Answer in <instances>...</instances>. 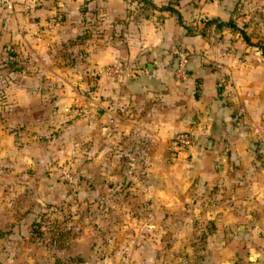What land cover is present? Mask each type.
Segmentation results:
<instances>
[{"label":"crops","instance_id":"crops-1","mask_svg":"<svg viewBox=\"0 0 264 264\" xmlns=\"http://www.w3.org/2000/svg\"><path fill=\"white\" fill-rule=\"evenodd\" d=\"M151 1L175 7L184 24L199 30L186 33L174 15L157 22L156 15L126 16L130 0H8L9 6L0 0V226L23 213L19 185L29 182L30 166L53 165L67 150L84 156L93 173L90 197L104 200L102 214L118 216L93 238L101 251L97 262L264 264V237L251 238L264 224L247 221L255 211L232 206L225 221L219 212L206 227L198 187L211 177L201 169L188 174L167 152L170 136L182 129L199 141L208 133L218 138L208 140L209 157L225 150L226 134V149L247 148L231 112L263 116L264 48L239 58L248 51L240 36L204 26L205 18H232L235 0ZM262 24L257 37L264 41ZM176 46L189 51L183 81L172 74ZM115 62L131 71L121 81L102 71ZM233 136L241 141L232 144ZM250 183L245 175L232 201L247 197ZM93 248L89 241L88 264Z\"/></svg>","mask_w":264,"mask_h":264},{"label":"rangeland","instance_id":"rangeland-1","mask_svg":"<svg viewBox=\"0 0 264 264\" xmlns=\"http://www.w3.org/2000/svg\"><path fill=\"white\" fill-rule=\"evenodd\" d=\"M125 14L126 16L140 14L139 19L142 20L156 15V18H153L156 22L161 21L165 14L176 17L173 11L158 10L147 3L137 1L133 3V0H130L129 5L125 7ZM263 17L264 0H235L232 18L228 19L241 27L251 42H256L261 40L257 36L263 25ZM248 19L253 20L245 23ZM187 26L189 32L199 30L197 24ZM222 27L230 28L233 31L232 36H240L244 47L248 48V51L244 49L238 55L239 58H243L251 50H260L257 46L245 42L238 29L226 25L216 28ZM177 47L171 54L174 61V50ZM259 56L264 58V53L261 51ZM222 87L220 85L218 90L223 89ZM228 92L232 94V91ZM231 100L230 97L227 101L231 102ZM231 116L230 121L232 125H235L234 128L239 126L244 129L243 142L247 144V148L226 149L230 138L227 134L221 137L225 150H219V154L212 157L206 153L207 143L209 139L210 145L214 142L218 143V138L216 140L211 133L203 136L199 141L201 137L192 132L194 145L184 150H172L168 147L169 140L167 143L169 156H177L181 164H186L188 174H196L198 173L196 170L201 169L206 176L211 177L209 181H203L198 187L201 194H204L199 203L203 210L200 217L203 218L206 227L212 217L218 219L219 212L224 215L221 220L225 221L230 216V212L224 211L232 206L254 210L255 213L248 216L250 218L247 221L254 225L264 224V114L259 119H253L246 118L242 110H232ZM235 138L241 141L240 136ZM235 138L232 137V144L238 143ZM77 156L67 150H61L53 165L46 162L34 169L30 166L29 182L23 186L19 185L21 190L18 193L17 204L23 213L7 216L5 225L0 226V264H88L90 262H87L86 250L89 241L94 244L91 251L94 256L92 264H101L96 261L101 259L100 247L93 238L101 237V231L105 233L101 226L109 223V220L115 221L118 216L102 214L104 200L91 199L89 180L93 173L88 166H85L84 156ZM206 159L210 160L208 167H206ZM245 175L251 180L248 185L253 191L246 193L247 197L244 195L238 197L242 200L233 199L232 201L231 192L234 186L244 185ZM233 177L238 178V181L234 182ZM216 192H219L218 198L217 195L213 197ZM24 210H27V214H24ZM31 222L37 223L36 226L33 225L34 228H38L37 232L32 230ZM16 224L23 225L15 230ZM251 234V238H254L256 234L258 237H264V229L260 225L259 229L255 228ZM252 244L257 245L255 240H252Z\"/></svg>","mask_w":264,"mask_h":264},{"label":"built area","instance_id":"built-area-1","mask_svg":"<svg viewBox=\"0 0 264 264\" xmlns=\"http://www.w3.org/2000/svg\"><path fill=\"white\" fill-rule=\"evenodd\" d=\"M6 6H9L8 0H4ZM175 66L173 77L176 81H183L186 78V65L188 62L189 52L186 48H176ZM102 71L107 75L112 76L115 80L121 81L123 78L130 75L131 71L127 63L115 62L104 65ZM194 145V138L190 129H182L172 133L169 139V148L172 150H184ZM120 264H127L126 262Z\"/></svg>","mask_w":264,"mask_h":264},{"label":"trees","instance_id":"trees-1","mask_svg":"<svg viewBox=\"0 0 264 264\" xmlns=\"http://www.w3.org/2000/svg\"><path fill=\"white\" fill-rule=\"evenodd\" d=\"M135 1H137V2H143L144 4L145 3H147V4H149L150 6H152L153 8H156V9H158V10H161V9H167V10H170V11H173V12H175V14H176V20H177V22L180 24V25H182V27L184 28V29H186V33H192V31H188V29H189V27L186 25V24H184L183 22H182V19H181V15H180V13H179V11L175 8V7H173V6H171V5H169V4H161V5H156L153 1H151V0H135ZM214 25L215 27H221L222 25H226V26H230V27H232L233 29H238V31L240 32V35H241V37H242V39L245 41V42H247V43H249V44H253V45H255V46H257L258 48H260V49H263L264 48V41H261V40H257L256 42H251V40H250V38H249V36L246 34V32L241 28V27H238L233 21H231L230 19H227V20H221V19H219V18H217V17H210V18H205L204 19V26H207V25ZM201 30H203V28L201 29ZM186 48V47H183V46H178L177 48ZM187 49V48H186ZM188 50V49H187ZM189 52V51H188ZM8 55L9 56H11L12 55V52H8ZM8 56V57H9ZM189 56V55H188ZM9 60V59H8ZM8 63H11L10 61L8 62ZM174 66H175V61L173 62V68H172V74H173V70H174ZM186 75H187V65H186ZM32 223V230H35L36 232L38 231L37 229L38 228H34L36 225H37V223L36 222H31ZM35 224V226H33Z\"/></svg>","mask_w":264,"mask_h":264}]
</instances>
